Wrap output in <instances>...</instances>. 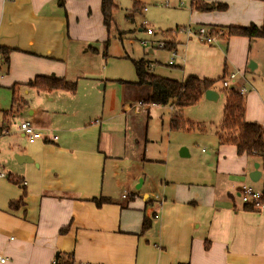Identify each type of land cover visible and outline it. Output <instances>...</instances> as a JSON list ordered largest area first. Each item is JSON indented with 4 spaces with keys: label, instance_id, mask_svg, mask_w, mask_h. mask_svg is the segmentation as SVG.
<instances>
[{
    "label": "crops",
    "instance_id": "0c3cea01",
    "mask_svg": "<svg viewBox=\"0 0 264 264\" xmlns=\"http://www.w3.org/2000/svg\"><path fill=\"white\" fill-rule=\"evenodd\" d=\"M204 1L227 7L188 6L184 27L263 21V0ZM136 3L142 18L137 31L146 34L147 7ZM110 34L101 0H0V47L8 50L7 62L0 59V94L10 96L9 106L0 108V255L6 258L0 264H264V212L244 205L238 194L241 185L264 191V161L219 142L223 114L217 129L205 128L195 138L202 144L208 139L205 158L184 167L180 159L191 152L184 147L188 155H179L187 146L181 141L171 161L182 167H166L161 195L142 184L132 192L142 174L126 168L144 138L130 120L148 118L149 108L161 105H145L148 88L134 84L132 58L100 54ZM186 37L175 43L184 53L175 65L180 75L159 69L160 63L147 62L148 70L181 83L237 73L230 87L243 91L244 120L264 127V37L231 36L213 44ZM153 42L150 53L158 49ZM35 77L74 82L76 89L37 90L29 85ZM107 81L122 85L121 104L117 112L113 105L96 114L97 89ZM215 84L210 89L216 91ZM216 100L203 94L198 103ZM21 121L44 137L28 139L18 129ZM12 154L23 160L5 157ZM99 198L105 202L97 206ZM145 219L150 224L143 230Z\"/></svg>",
    "mask_w": 264,
    "mask_h": 264
},
{
    "label": "rangeland",
    "instance_id": "374dc122",
    "mask_svg": "<svg viewBox=\"0 0 264 264\" xmlns=\"http://www.w3.org/2000/svg\"><path fill=\"white\" fill-rule=\"evenodd\" d=\"M137 1L147 7L144 19L147 23L146 27L153 30V35L150 37L144 32L137 31V27L142 20L141 15L133 11ZM177 2H182V4ZM116 3L118 6V9L114 12L116 28L113 29H116L117 33L112 31L108 44H104L100 48V54L105 50L106 54L111 57L144 58L146 62L160 63L161 66H158V68L163 71L180 75L182 70L175 65L181 63L184 59L183 47L175 48L176 55L173 59L171 51L155 49L154 52L150 53L149 49L153 41V45L156 47L159 42L176 43L178 38H187L186 33L176 31L177 27L175 25H181L178 26V29L187 25L185 12L182 11L188 9L189 1L170 0L168 5L164 4V0H116ZM141 39H147L149 45L140 46L139 40ZM93 56L92 66L96 65V54ZM169 61L174 63L173 67L165 66ZM105 84V88L97 89L96 114L100 112V107L105 106L108 109L109 106L112 108L113 105L115 107L113 110L117 112L121 104L122 85L115 81H107ZM215 86L216 91L219 92L218 100L215 102L201 101V103L189 106L183 111L186 120H189L195 126L191 131H171L169 129V106L150 107L148 118L146 115L132 117L130 121L133 129L139 130L145 140V142L144 140L140 141L139 148L132 154L134 155L132 157L133 163L126 168L129 171L136 169L142 174L141 178L133 186L132 192L136 191L138 184H142V190L150 191L152 196L161 195L160 191L165 185L164 171L166 167L170 170L175 166L176 168L182 167L180 163L176 165L174 161H171L172 155L177 151V143L186 142L187 146L181 147H186L191 152L190 156H181L182 159H180L185 163L184 167L187 168L195 166V161L205 158V151L207 154L209 153L208 139L206 138V141L202 144L201 141H195V138H198L199 128H206L209 131L215 130L221 120L229 88H223L218 83ZM1 93L0 95L3 97L0 98V108H5L10 104V96L8 97V93H4L2 89ZM138 99V96H133L132 101L137 102ZM5 157L9 160L15 158L14 154ZM143 159H152L154 161H145ZM176 160H179L178 156ZM163 161L165 162L163 163Z\"/></svg>",
    "mask_w": 264,
    "mask_h": 264
},
{
    "label": "trees",
    "instance_id": "16d2710c",
    "mask_svg": "<svg viewBox=\"0 0 264 264\" xmlns=\"http://www.w3.org/2000/svg\"><path fill=\"white\" fill-rule=\"evenodd\" d=\"M188 1L191 9L199 11L224 10L227 7L225 4L209 3L204 0ZM136 5L139 6V3H135L133 11L139 12V8H136ZM117 9L118 6L116 0H101V12L103 15L104 25L110 33L112 31H116V29L113 28H116L114 12ZM177 30L178 27L176 28V31ZM217 30L224 31L225 35L222 38H228L231 36H244L249 39L263 38L264 16L260 25L249 24L247 26L210 28L211 32H215ZM163 50L174 51L175 43L164 42ZM7 52V49L0 47V56L2 57H0V59H3V62L1 61L2 64L7 62ZM131 62L136 74V82L134 84L138 86H146L148 88V95L144 101L145 105L156 104L171 107L172 115L169 121V128L172 131H191L194 129L195 126L189 120L182 117V110L186 107L197 104L202 98L204 92L213 88L214 84L226 75L223 74L217 80L199 79L197 77L190 76L183 83H181L154 75L147 69V62L144 61L143 58L131 59ZM29 85L35 87L37 90L46 92L52 90H63L74 93L76 89V84L74 82H67L62 79L52 77H35ZM226 95L222 120L219 125V130L216 133L219 142L232 143L236 146L237 152L256 154L264 161V127L256 123H247L244 120L243 97L238 91L231 88L227 91ZM198 130L202 133L204 128H199ZM11 181L15 184L22 185V182L18 179L11 178ZM94 202L97 206H99L103 204L105 200L99 198L94 199ZM17 205L18 203H11L12 207ZM149 224V220L145 219L142 229H148ZM60 263L71 264L69 261L64 260H61Z\"/></svg>",
    "mask_w": 264,
    "mask_h": 264
},
{
    "label": "built area",
    "instance_id": "2783aa9c",
    "mask_svg": "<svg viewBox=\"0 0 264 264\" xmlns=\"http://www.w3.org/2000/svg\"><path fill=\"white\" fill-rule=\"evenodd\" d=\"M170 0H164V4L168 5ZM178 4H182V2H178ZM177 31L184 32L188 36L196 38L199 42L204 44H213L217 39H220L224 37L225 33L223 30H217L215 32H211L210 29H207L206 27L200 26L197 29H192L190 26L187 27H180ZM146 34L149 36L153 35V30L148 28L145 29ZM140 44L142 46H148L149 41L147 40H140ZM158 49H162L164 47L163 42H159V44L156 45ZM172 53V59L176 55L175 51H171ZM168 65H173L172 61L168 62ZM147 69H150L151 65H146ZM1 73V72H0ZM237 73H230L224 78L221 79V84L223 88H229L230 82L234 81L236 78ZM240 95H243V91H239ZM18 129L25 135L28 139H39L44 137V133L36 130L32 127V125L27 121H21L18 125ZM52 140L56 139V136H51ZM239 198L241 202L244 205L250 206L253 209H257L261 212H264V191L255 190L249 185H241L239 189ZM123 197H126V194L122 195ZM6 261V258L0 255V263H4ZM56 260L52 262V264H55ZM76 264H82V263H76Z\"/></svg>",
    "mask_w": 264,
    "mask_h": 264
},
{
    "label": "water",
    "instance_id": "95a60500",
    "mask_svg": "<svg viewBox=\"0 0 264 264\" xmlns=\"http://www.w3.org/2000/svg\"><path fill=\"white\" fill-rule=\"evenodd\" d=\"M204 96H205L206 99L214 101V100L217 99L218 94H217L216 91H214L212 89H208V90L205 91ZM179 155L180 156H187L188 155L187 149L184 148V147H181L180 150H179ZM15 158H16L17 161H22L23 160L22 156H19V155L15 156Z\"/></svg>",
    "mask_w": 264,
    "mask_h": 264
}]
</instances>
